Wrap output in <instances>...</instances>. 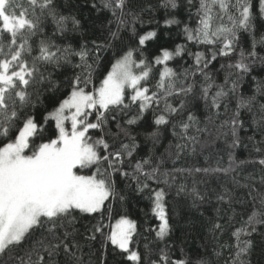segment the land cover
Instances as JSON below:
<instances>
[{
	"label": "snow or ice",
	"instance_id": "obj_1",
	"mask_svg": "<svg viewBox=\"0 0 264 264\" xmlns=\"http://www.w3.org/2000/svg\"><path fill=\"white\" fill-rule=\"evenodd\" d=\"M101 3L113 16L120 12V16H116V30L109 31L102 42H78L77 49L71 43L58 45L46 34L45 25L49 19L55 28L52 35L65 41L71 39L66 35L70 31L69 22L72 32L80 27V21L75 16L60 13L56 0H28V9L16 4L15 0H0V264H61L56 259L61 255L64 257L63 264H85L83 246L76 238L78 235L86 241L103 238L125 257L124 264H142L139 251L134 250L135 221L126 215L121 216L109 235L106 236L104 231V213L111 214V208L106 202L115 201L117 198L121 202L125 200L124 195L116 192V176L125 180L131 179L136 185V193L147 192L145 199L151 201V211L160 222L156 230V236L160 240L171 230L166 211V192L164 188L154 189L150 185L160 174L159 164H154L151 155L136 159L134 163H125L134 159L139 148L136 136L130 134L129 127L144 121L145 113L153 110L154 118L149 127L154 126V129L137 135H143L146 141L150 140L155 146L160 140V126L171 123L172 135L176 137L179 135L176 132L178 123L183 133L181 138L186 141L176 145L178 153L188 147L187 142H191L192 150L195 151L196 138L187 135L189 128L196 122L193 105L198 100H203L207 105L210 100L211 106L219 109L223 98L228 96L224 86L217 85L219 90L209 97L212 84L207 83V86H202L200 95H193L188 100L186 98L193 92V85L184 86L182 82L177 88L171 83L176 73L166 63L181 56L186 51L184 45H177L174 51L162 49V54L155 57V64H165L155 90H150L147 86L152 64L143 59L142 53L139 61L135 59L138 48H129L120 57L109 58L110 70L104 75L100 86L93 85L88 90L92 76L99 67L101 54L111 49L112 43L120 39L121 30L128 24L123 19L127 0H101ZM168 5L173 9L177 8V0H166V6ZM214 5L227 12L229 0H199L197 15L203 13L199 24L196 28L187 25L184 28L188 41L208 46L210 49L207 54L188 52L193 57L195 71H185V80L198 73L206 82L209 81V65L218 57L233 53L235 30H247L252 26L251 0H235L231 5L238 10V15H229L231 27L217 25L213 29L211 22ZM92 7L97 6L93 3ZM258 7L260 14L264 16V0H259ZM135 20L136 17L133 16V23ZM179 23L174 18L165 21V25ZM156 37L155 31L140 36L138 47L155 40ZM33 38H38L35 40L38 55L34 57L31 56ZM260 42L264 43V39ZM217 43L221 45L218 49L215 47ZM249 56L255 58V51L249 53ZM26 57H31V63ZM73 57H78L80 63L73 64ZM244 59V53L241 52L240 61L228 67H234L242 73L249 72L250 66ZM38 64L51 65L54 70L69 64L73 68L82 69L80 73L63 81L67 85L66 98L54 101L57 106L39 119L35 114L36 101L40 100L39 92L37 91L36 101H33L28 88H36L47 81L50 89L56 91L61 87V82L53 80L51 73L47 76L41 73ZM134 69H138V73ZM165 77L170 81L167 88L164 86ZM225 80L227 82V77ZM237 86V82L232 81L229 91L235 92ZM126 88L131 89L128 103L124 102ZM171 96L178 98L175 105L168 102V97ZM254 99L255 97L241 98L238 109L250 106ZM162 101L164 107L159 109ZM133 106H136L137 111L124 122L128 127L122 126L117 121L114 110L118 108L126 111ZM26 108L32 110L25 111ZM261 110L259 121L253 120V123L264 126V105H261ZM69 112L70 117L67 115ZM93 115L95 122L89 120ZM185 116L186 119L173 122L175 117ZM68 119L71 120L70 131L65 128V121ZM50 120L54 121L52 135L45 136ZM110 120L115 122L116 132L111 131ZM225 124L229 126L233 137L231 147H246L242 145L239 136V130L243 127L239 110ZM89 130H99L100 135L93 139L87 135ZM120 137L128 143H124ZM257 162L264 166V159ZM233 163V157L229 154L227 167L195 171L227 174L234 170ZM92 167H95V173L78 174V169ZM183 191L184 185H181L177 195ZM192 192L196 199H203L195 188ZM217 199L223 202L225 196L220 195ZM228 202L231 203L230 197ZM261 203L264 204V200ZM259 215L261 214L253 212L243 226L231 233L236 239L232 264H246L241 258L249 254L252 241L242 237H250L252 232L248 228L252 227L254 232L255 224L262 222L258 219ZM87 216L100 218L95 223L83 224L82 221ZM80 228L84 231L81 232ZM223 228L224 225L219 223L213 225V230L222 231ZM153 264H188V261L171 260L162 249L159 261Z\"/></svg>",
	"mask_w": 264,
	"mask_h": 264
},
{
	"label": "trees",
	"instance_id": "obj_2",
	"mask_svg": "<svg viewBox=\"0 0 264 264\" xmlns=\"http://www.w3.org/2000/svg\"><path fill=\"white\" fill-rule=\"evenodd\" d=\"M15 3L22 5L24 9L29 8L28 0H15ZM56 3L62 15L75 16L80 21V27L75 32L71 31L72 25L69 22L70 31L66 35L71 39L67 41L53 36L54 25L50 19L46 21V34L58 45L63 46L66 43H71L78 49V42L93 40L102 42L108 36L109 31L116 30V16H120V12L118 11L116 16H113L110 10L103 7L101 0H56ZM93 3L96 4V8L92 7ZM234 3L235 0H229L227 12L221 10L218 5L213 6L211 22L213 29L217 25L232 26L229 15H238V10L231 6ZM251 3L252 26L247 30L241 28L235 30L236 40L233 53L226 57H218L209 65L207 71L210 80L207 82L198 73L194 77L189 76L186 80L184 76L185 71H195L193 57L189 56L188 52L207 54L210 50L208 46L188 41L184 32L186 25L196 28L199 24L203 15V13L197 15L199 0H192L191 4L189 0H177L178 7L175 9L170 5L166 6V0H127L123 9V19L128 21V24L121 30L120 39L113 42L111 49L103 52L100 56L99 67L92 76L88 90H91L93 85L100 86L104 75L110 70L109 58L113 56L118 58L129 48H138V52L135 54L137 61L143 57L146 62L152 64L147 86L150 90H155L165 68L163 63H154L155 57L162 54V49L167 48L174 51L177 45H184L186 51L166 63V66L176 73V77L171 79V83L177 88L181 86L182 82L184 86L192 84L193 92L186 98L188 100H191L193 95H200L202 86H207V83L212 84L209 89V97L219 90L217 85L224 86V90L228 92V96L223 98L219 109L212 107L210 100L207 105L203 100H198L193 105L196 122L189 128L187 135L196 138L195 151L192 150L191 142H187L188 147L179 153L176 148L177 144L186 143L181 138L183 133L177 123L182 118L186 119V116L173 119V122L177 123L176 132L179 134L176 137L172 135L171 123L167 126H160L161 136L159 143L155 146L150 140L146 141L143 135H137V133L154 129V126L149 127L154 118L153 110L145 113L144 121L129 127L130 134L136 136L139 148L134 159L125 163H134L136 159L151 155L154 164H159L160 174L156 181L150 182V185L154 189L164 188L166 192V211L171 230L163 240H160L156 236L157 226L160 222L151 211V201L145 199L147 192L136 193L134 191L136 185L131 179L125 180L116 176V192L124 195L125 200L121 202L117 198L115 201L106 202V205L111 208V214L104 213L106 217L104 231L106 236L109 235L121 216L126 215L135 221L134 250L139 251L142 264H153V262L159 261L162 249L167 252L171 260L183 259L187 260L188 264H232L236 252V239L231 233L236 228L243 226L253 212L261 214L258 219L262 222L255 224L254 232L252 227L248 228L252 232L250 237H242V239L252 241V248L249 254L241 259L246 264H264V204L261 203L264 200V166L257 162L264 159V142H262L264 141V135H262L264 126L253 123V120L259 121L262 114L261 105H264V59H262L264 58V43L260 42L264 39V16L259 11V0H251ZM133 16L136 17L134 23ZM173 18L180 23L165 25L166 20ZM109 21L112 23L109 24ZM151 31L157 33L156 39L138 47L139 37ZM38 38H33L32 41V57L38 55L35 43ZM215 47L218 49L221 45L217 43ZM253 51L256 53L255 58L249 56V53ZM241 52L245 56L244 62L250 66V71L246 73H242L234 67H228V65H235L240 61ZM140 53H142V57ZM26 58L31 63V57ZM89 62L91 63L92 60L90 59ZM72 63L79 64V58L73 57ZM221 65H224V68H221ZM38 67L45 76L51 73L53 80L61 82V87L52 91L45 81L36 88H28V91L32 93L33 101H36L37 91L39 92L40 100L36 101L35 107L37 119L46 115L47 112H51L57 106L54 101L66 98L67 85L63 84V81L82 71L81 68H73L71 64L55 70L51 65L38 64ZM136 71L138 72V69ZM225 77H227V82ZM232 81H236L238 85L235 92L229 91ZM169 82V78L165 77V88L168 87ZM129 95H131V90H126L125 103H128ZM250 97H255L252 104L238 109L241 98L248 99ZM177 99L176 96H171L168 97V102L175 105ZM163 107L162 101L159 109H163ZM31 110L25 109V111ZM237 110H239V119L243 122L239 136L242 145H246V147L232 148L233 137L225 121H229ZM136 111V106L126 111L117 108L114 110V114L122 126L128 127L124 122ZM89 120L95 122L94 115L90 116ZM109 127L112 132H116L115 122L110 120ZM53 128L54 121L50 120L44 135L51 136ZM87 135L95 139L100 133L99 130H89ZM249 137H253V139L250 140ZM53 138L55 137L53 136ZM120 139L124 143H128L123 137ZM229 154L234 160L232 172L224 174L195 171L196 169L227 167ZM241 161H246V163L241 164ZM128 170L131 171V169ZM77 171L81 175H91L95 173L96 169L92 167ZM181 185H184V191L177 195ZM193 188L203 199H196L192 192ZM220 195L225 196L223 202L217 199ZM229 197L231 203L228 202ZM99 218V216H95V218L87 216L82 223H95V220ZM216 223L224 225L222 231L213 230V225ZM80 231L83 232L84 229L80 228ZM76 238L83 246L82 253L85 264H124L125 257L115 246L104 241L103 238L98 237L96 241H86L79 235ZM105 257L106 259H104ZM56 259L63 264V255Z\"/></svg>",
	"mask_w": 264,
	"mask_h": 264
},
{
	"label": "rangeland",
	"instance_id": "obj_3",
	"mask_svg": "<svg viewBox=\"0 0 264 264\" xmlns=\"http://www.w3.org/2000/svg\"><path fill=\"white\" fill-rule=\"evenodd\" d=\"M134 71H136V69H134ZM137 72V71H136ZM138 73V72H137ZM126 90H131L130 88H126L125 89V91ZM67 115L70 117L71 116V113L69 112V113H67ZM70 121V125L68 126V122ZM65 128L67 129V130H71V120L70 119H68L67 121H65Z\"/></svg>",
	"mask_w": 264,
	"mask_h": 264
}]
</instances>
